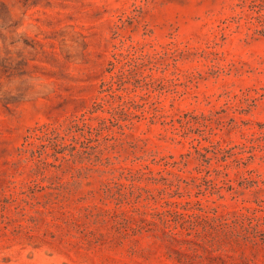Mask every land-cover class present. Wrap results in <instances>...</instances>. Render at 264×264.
I'll return each instance as SVG.
<instances>
[{"label": "rangeland", "instance_id": "1", "mask_svg": "<svg viewBox=\"0 0 264 264\" xmlns=\"http://www.w3.org/2000/svg\"><path fill=\"white\" fill-rule=\"evenodd\" d=\"M0 264H264V0H0Z\"/></svg>", "mask_w": 264, "mask_h": 264}]
</instances>
